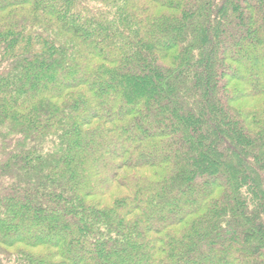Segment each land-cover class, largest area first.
I'll use <instances>...</instances> for the list:
<instances>
[{"label": "trees", "instance_id": "1", "mask_svg": "<svg viewBox=\"0 0 264 264\" xmlns=\"http://www.w3.org/2000/svg\"><path fill=\"white\" fill-rule=\"evenodd\" d=\"M0 264H264V0H0Z\"/></svg>", "mask_w": 264, "mask_h": 264}]
</instances>
